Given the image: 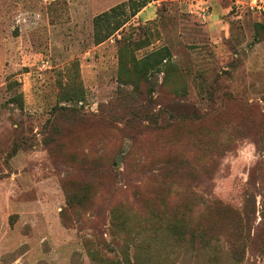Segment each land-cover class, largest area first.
Wrapping results in <instances>:
<instances>
[{"label":"rangeland","instance_id":"obj_1","mask_svg":"<svg viewBox=\"0 0 264 264\" xmlns=\"http://www.w3.org/2000/svg\"><path fill=\"white\" fill-rule=\"evenodd\" d=\"M127 1L0 0V264H264V14Z\"/></svg>","mask_w":264,"mask_h":264},{"label":"trees","instance_id":"obj_2","mask_svg":"<svg viewBox=\"0 0 264 264\" xmlns=\"http://www.w3.org/2000/svg\"><path fill=\"white\" fill-rule=\"evenodd\" d=\"M153 0H128L126 3H122L114 8H111L107 12H103L102 14L98 15L94 19V29L95 34L94 37L96 38V42L100 43L107 39L110 35H112L116 30H118L124 23L120 21L119 22H110V18H112L114 14H117L118 10H124V8L128 9L130 11L129 15H136L139 10H141L143 7H145L148 3H150ZM125 13L122 11V14ZM263 27V26H261ZM161 60H164V56L161 58ZM154 221V225H149L150 230H159L163 229L165 233V238L167 240H171L175 243L177 246L186 247L187 245H193L194 244V238H198V244L201 245H209L211 238H203L200 235V231L197 229H194V226L191 225L187 220L181 218V219H170V220H157L156 217ZM156 224V225H155ZM248 236L245 237V241L248 242V247L252 243V241L247 240ZM228 244L230 247V250L232 252V258L235 260V262L239 263L244 258V251L246 249L245 242L242 238V232L239 230L237 233L232 234L230 240H228ZM264 249V248H262ZM243 255V256H242ZM152 256H149L145 261H141L140 264H148ZM136 260V261H135ZM127 264H138L139 260L135 257L134 261L131 262L127 260Z\"/></svg>","mask_w":264,"mask_h":264},{"label":"built area","instance_id":"obj_3","mask_svg":"<svg viewBox=\"0 0 264 264\" xmlns=\"http://www.w3.org/2000/svg\"><path fill=\"white\" fill-rule=\"evenodd\" d=\"M253 7L258 11L260 14H264V0H253L252 2ZM47 65V62L44 63V66Z\"/></svg>","mask_w":264,"mask_h":264}]
</instances>
